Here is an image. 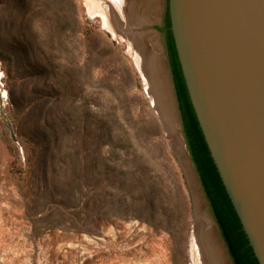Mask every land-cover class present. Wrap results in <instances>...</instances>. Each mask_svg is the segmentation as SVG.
I'll list each match as a JSON object with an SVG mask.
<instances>
[{"label": "rangeland", "instance_id": "374dc122", "mask_svg": "<svg viewBox=\"0 0 264 264\" xmlns=\"http://www.w3.org/2000/svg\"><path fill=\"white\" fill-rule=\"evenodd\" d=\"M91 1L0 0V264H202L183 160L234 264L171 89L175 133Z\"/></svg>", "mask_w": 264, "mask_h": 264}, {"label": "water", "instance_id": "95a60500", "mask_svg": "<svg viewBox=\"0 0 264 264\" xmlns=\"http://www.w3.org/2000/svg\"><path fill=\"white\" fill-rule=\"evenodd\" d=\"M166 2L197 125L253 256L264 264V0Z\"/></svg>", "mask_w": 264, "mask_h": 264}, {"label": "bare ground", "instance_id": "6f19581e", "mask_svg": "<svg viewBox=\"0 0 264 264\" xmlns=\"http://www.w3.org/2000/svg\"><path fill=\"white\" fill-rule=\"evenodd\" d=\"M91 2L92 6H97L100 11L105 8L119 30L121 38L128 39L133 45L137 62L143 72L149 93L153 95L155 106L171 133H175L170 86L159 53L160 42L154 31L146 29L148 24H153L160 17V0H93ZM121 12L124 13V18H122ZM178 150L181 153L180 147ZM183 163L191 185L195 206L198 209V216L194 221L195 252L202 264H228L224 246L214 231V222L211 217L208 213L205 214L206 216H199L203 204L202 198L189 172L188 165L184 160Z\"/></svg>", "mask_w": 264, "mask_h": 264}, {"label": "trees", "instance_id": "16d2710c", "mask_svg": "<svg viewBox=\"0 0 264 264\" xmlns=\"http://www.w3.org/2000/svg\"><path fill=\"white\" fill-rule=\"evenodd\" d=\"M175 74L188 149L228 253L234 264H258L209 156L191 105L186 101L182 75L176 69Z\"/></svg>", "mask_w": 264, "mask_h": 264}, {"label": "flooded vegetation", "instance_id": "af4514ba", "mask_svg": "<svg viewBox=\"0 0 264 264\" xmlns=\"http://www.w3.org/2000/svg\"><path fill=\"white\" fill-rule=\"evenodd\" d=\"M164 7H167L166 0H165V2L163 4V10L161 11L159 19L156 22H154L153 24H151V26H154L153 31L156 32V34L158 36V39L160 41V46H161L160 54H161V56L163 58L164 65H165V67L168 70L169 78H170V80H171V82L173 84L174 92H175V95H176V98H177L178 110H179L180 118H181V121H182L181 123H182V128H183L184 140H185L186 146L188 148L187 137H186V134H185L184 124H183L184 123L183 122V117H182L183 115H182V112H181V104H180V100H179L178 93H177V80H176L175 69L177 71H179L180 73H181V71H180L178 60H177V56H176V52H175V48H174L171 32H170V29H169L168 12H167L166 8L164 9ZM182 81H183V78H182ZM184 88H185V85H184ZM185 94H186V101L188 100V103H190L188 95H187V92H186V88H185ZM215 221H216V219H215Z\"/></svg>", "mask_w": 264, "mask_h": 264}]
</instances>
